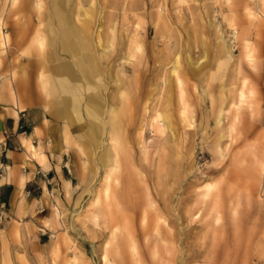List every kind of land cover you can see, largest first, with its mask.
Instances as JSON below:
<instances>
[{"label":"rangeland","instance_id":"374dc122","mask_svg":"<svg viewBox=\"0 0 264 264\" xmlns=\"http://www.w3.org/2000/svg\"><path fill=\"white\" fill-rule=\"evenodd\" d=\"M21 1L0 0V78L25 61L24 103L53 121L37 76L56 0ZM69 1L93 84L55 121L71 165L48 232L13 223L4 264H264V0Z\"/></svg>","mask_w":264,"mask_h":264},{"label":"crops","instance_id":"0c3cea01","mask_svg":"<svg viewBox=\"0 0 264 264\" xmlns=\"http://www.w3.org/2000/svg\"><path fill=\"white\" fill-rule=\"evenodd\" d=\"M70 2L56 0L50 4L48 22L45 24L49 49L44 56L50 65L46 77L43 74L37 76L40 92L57 98L55 103L44 107L54 120H49L40 109H27L29 105L24 103L27 99L41 103L39 93H32L29 86L25 61L20 59L17 64L14 59L10 61L8 87L0 78V264L10 259L9 234L14 228L13 223L22 229L34 226L45 234L48 232L42 227V221L48 219L43 213H48L51 205H54L55 191L59 193L62 184L67 183L65 175L71 159L62 151L65 147L62 126L55 121L68 123L72 113L78 114L82 100L80 96L84 97L90 91L92 74L95 73L84 61L85 68L80 71L74 61L79 57V48L62 44L66 28L69 29L68 33L71 32L77 24L75 18L79 16ZM55 4L58 7L53 6ZM5 7L8 14L13 16L22 11L24 3L17 0L11 8L6 0ZM2 27L3 23H0V47L11 41L2 32ZM39 46H43V39ZM55 50L62 52V55H57ZM86 111L91 125V129H87L88 139L97 142L100 132L99 123L94 121L97 110L94 117L90 115V107ZM39 236H36L38 244Z\"/></svg>","mask_w":264,"mask_h":264},{"label":"bare ground","instance_id":"6f19581e","mask_svg":"<svg viewBox=\"0 0 264 264\" xmlns=\"http://www.w3.org/2000/svg\"><path fill=\"white\" fill-rule=\"evenodd\" d=\"M10 2V1H9ZM15 2L16 0H12V5H15ZM11 7V6H10ZM85 13V12H83ZM83 15V14H82ZM66 18V17H65ZM68 19V18H67ZM83 19L85 20L86 19V15H83ZM83 20V21H84ZM66 25L68 24V21L65 23ZM78 24V23H77ZM68 30L66 28V33L64 34V37L62 39V44L63 46L65 45H73L77 48H79V57L78 58H74V61H76V65L79 66V69L80 71L83 70L85 68V65L83 63V60L87 59L86 56H83L85 55L86 52H88L89 50V44H88V41L86 39V30L83 29V28H79V27H73V29L71 30V32L68 33ZM99 34L97 33V36ZM98 39V38H96ZM95 39V40H96ZM99 41V40H98ZM95 42V41H94ZM100 42V41H99ZM97 43V41L95 42ZM97 46V45H96ZM95 47V45H94ZM65 49V48H64ZM96 50V49H95ZM94 53H96V51H94ZM99 60V59H98ZM82 74V73H81ZM10 78V77H9ZM101 82V81H100ZM62 85H64V81H62ZM65 87V85H64ZM90 88V87H89ZM93 109V108H92ZM92 109H90L92 111ZM94 112H92V115L91 117H94L96 115V111L95 109H93ZM57 117V116H56ZM60 119V118H58ZM142 220V219H141ZM142 230V229H141ZM148 232V231H147ZM146 232V233H147Z\"/></svg>","mask_w":264,"mask_h":264}]
</instances>
